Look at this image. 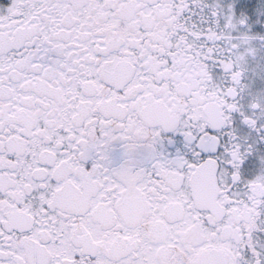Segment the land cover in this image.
Returning <instances> with one entry per match:
<instances>
[{
  "label": "snow or ice",
  "instance_id": "1",
  "mask_svg": "<svg viewBox=\"0 0 264 264\" xmlns=\"http://www.w3.org/2000/svg\"><path fill=\"white\" fill-rule=\"evenodd\" d=\"M0 264H264V0H0Z\"/></svg>",
  "mask_w": 264,
  "mask_h": 264
}]
</instances>
